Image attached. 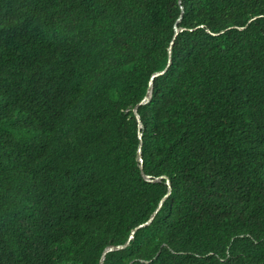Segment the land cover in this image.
Returning <instances> with one entry per match:
<instances>
[{"label":"trees","instance_id":"16d2710c","mask_svg":"<svg viewBox=\"0 0 264 264\" xmlns=\"http://www.w3.org/2000/svg\"><path fill=\"white\" fill-rule=\"evenodd\" d=\"M140 131L172 191L130 239L169 190ZM128 240L104 264H264V0H0V264Z\"/></svg>","mask_w":264,"mask_h":264},{"label":"water","instance_id":"95a60500","mask_svg":"<svg viewBox=\"0 0 264 264\" xmlns=\"http://www.w3.org/2000/svg\"><path fill=\"white\" fill-rule=\"evenodd\" d=\"M182 7V11H184V7L183 5L181 6ZM184 28H179L178 25H175V36L181 31L183 30ZM174 36V37H175ZM174 43V41H172V44ZM171 50L172 48L170 47V57H169V61H168V65L165 69L163 70H159L157 72H155L153 75H152V79L155 78L157 75H160V74H163L164 72L167 71V68L168 66L171 64ZM151 79L150 81V85H149V88L147 90V93L146 95L144 96V98L135 106L134 108V113L139 121V126L142 127V120H141V116L139 114V111H138V107L140 104H145V103H148L150 100H151V93H152V84H153V80ZM142 136H143V133L142 131L139 132V137H140V140H141V145L139 147V158H140V161H141V164H140V168H141V173L143 175V177L149 181H158L164 177L167 178V183L169 185V190L167 192V194L161 199L160 201V204L159 206L157 207L156 211L151 215V217L144 223H141L139 224L138 226H136L133 231H132V234H131V238L134 237V233L136 231V229H138L139 227H142V226H145L149 223H151L156 215V213L159 211V209L161 208V206L163 205L164 203V200L165 198L171 193L172 191V185H171V182L169 180V178L165 175H161V176H157L155 178H152L151 175L147 174L145 171H144V165H143V155H142V142H143V139H142ZM129 244V240L126 242V243H123V244H112L110 246H108L104 251H103V254H102V257L100 259V262L99 264H104V259H105V256H106V253L109 252V251H114V250H118V249H122V248H125L127 245Z\"/></svg>","mask_w":264,"mask_h":264},{"label":"bare ground","instance_id":"6f19581e","mask_svg":"<svg viewBox=\"0 0 264 264\" xmlns=\"http://www.w3.org/2000/svg\"><path fill=\"white\" fill-rule=\"evenodd\" d=\"M68 170V169H67ZM48 171V170H47ZM49 172V171H48ZM12 220V219H11Z\"/></svg>","mask_w":264,"mask_h":264}]
</instances>
